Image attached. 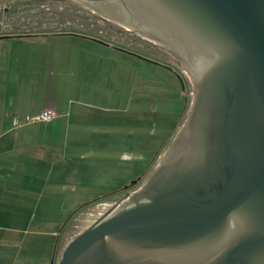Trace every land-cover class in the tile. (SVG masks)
<instances>
[{
  "label": "water",
  "instance_id": "obj_1",
  "mask_svg": "<svg viewBox=\"0 0 264 264\" xmlns=\"http://www.w3.org/2000/svg\"><path fill=\"white\" fill-rule=\"evenodd\" d=\"M67 1L173 55L192 99L147 179L56 264H264V0Z\"/></svg>",
  "mask_w": 264,
  "mask_h": 264
},
{
  "label": "rangeland",
  "instance_id": "obj_2",
  "mask_svg": "<svg viewBox=\"0 0 264 264\" xmlns=\"http://www.w3.org/2000/svg\"><path fill=\"white\" fill-rule=\"evenodd\" d=\"M10 2L0 0V8ZM34 6L0 14V36L5 37L0 39V50L2 43H6V50L12 51L53 50V100L58 114L69 113L60 115L69 117L68 130L81 131L78 139L83 137L84 141L102 145L104 152L98 155L102 154L103 160H108L114 150L119 160L116 169L91 167L88 172L80 173L82 197L85 196L80 202L81 206L86 205L76 214L69 209L66 210L69 214L61 215L60 211L66 207L53 198V242L62 243L72 230L81 232L94 223L102 212L98 203L112 200L106 196L112 190L123 191L150 172L155 155L165 148L166 136L181 127L178 124L192 99V85L187 72L177 68L170 58L150 50L139 39L131 40L111 32L95 18L85 19L94 13H84L81 5L65 0L54 3L51 13L43 6L41 16L34 14L41 5ZM27 14L40 18H25ZM43 32L47 34L41 36L42 42L32 38ZM13 35L19 38H10ZM175 67L185 77L186 84L181 80L182 87L179 81L182 77ZM25 73L32 80L37 78L33 65ZM31 95L32 99L36 98L35 92ZM90 130L99 132L102 140L93 139L87 134ZM114 132L120 135L116 136V143L120 141L116 149ZM80 184L65 185L67 192L74 186L79 189Z\"/></svg>",
  "mask_w": 264,
  "mask_h": 264
},
{
  "label": "crops",
  "instance_id": "obj_3",
  "mask_svg": "<svg viewBox=\"0 0 264 264\" xmlns=\"http://www.w3.org/2000/svg\"><path fill=\"white\" fill-rule=\"evenodd\" d=\"M45 34L28 37L42 42L41 36ZM5 44L2 43L0 50V264H56L62 249L79 232L72 230L62 243L53 242V198L66 207L60 211L61 215L69 214L66 211L69 209L76 214L86 205L81 206L80 202L85 198L80 173L88 172L91 167L116 169L118 155L114 150L108 160H103L102 154L98 155L104 152L101 144L84 141L83 137L78 139L81 131L71 132L66 127L69 117L67 120L64 115L69 113L58 114L53 100V50L20 52L6 50ZM30 65L36 69L34 80L25 73ZM14 71L19 72L14 75ZM32 92L36 98L32 99ZM43 112L50 113L51 119L38 120ZM115 133L112 134L114 149L120 146V141L116 143V136L120 135ZM173 133L166 136L165 145ZM87 134L102 140L99 132L90 130ZM60 137L65 138L60 140ZM164 149L155 155L150 171L158 164L156 157ZM76 182L81 187L74 186L67 192L65 185ZM119 192L115 188L106 196L114 199L112 195Z\"/></svg>",
  "mask_w": 264,
  "mask_h": 264
},
{
  "label": "flooded vegetation",
  "instance_id": "obj_4",
  "mask_svg": "<svg viewBox=\"0 0 264 264\" xmlns=\"http://www.w3.org/2000/svg\"><path fill=\"white\" fill-rule=\"evenodd\" d=\"M64 1L65 0H11L10 4L7 7L0 8V14L10 13L13 9H18V8L22 9V8H25V7H28V6H34L36 4H40L41 5L40 6L41 9L39 11H37L36 13H34V14H36V15L38 14L39 16H41V15H43L42 13L44 12L43 9L45 7L46 8L44 10H48L47 12H50L51 13L54 3H62ZM73 2H75V1H73ZM76 3H78V4H80L82 6V9H83V12L84 13H88V14L89 13L90 14H93L94 13V12L92 13V11L89 9V7H86V6L82 5L79 2H76ZM43 6H45V7H43ZM3 9H7V11L4 12ZM39 16H32V14H27L25 16V18H30V19L35 18V17L36 18H40ZM50 16H53V13L50 14ZM21 18H23V17H21ZM84 18L85 19L95 18L97 20V22H99V23L102 22L105 26H107L108 29H110L111 32L116 33V34L117 33L118 34H121V35L125 36L128 39H131V40L139 39L141 42L145 43V45L147 47H149L150 50H155V51L157 50L156 52L161 53L162 55H165L166 57L170 58L175 63V65H176L177 68L178 67H181L182 68L180 61H178L176 58H174L173 55H171L170 53H168L166 50L160 48L158 45H156L152 41H149L147 39H144V38L140 37V35H138L136 33H128L127 31L123 30L122 27H120L117 24H114L113 22H111L108 19H106L107 17H103L102 15H99V14L94 13L93 15H86ZM14 35L11 36V37H14ZM0 37H2V36H0ZM177 68H176V70L181 75L180 70H178ZM181 77H182V79L180 77H179L180 79L179 78L178 79L180 81V86L182 87L183 83L186 84V81H185V77L184 76L181 75ZM181 80L183 81V83H182ZM190 102L191 101L189 100V107L187 108L186 114H185L183 120L180 123L181 124L180 125L181 127L183 126V124H184V122L186 120V117L188 115L189 108H190ZM181 127L179 128V130L181 129ZM179 130H176L173 133V135L171 136L170 140L166 143L165 149H164L163 153L159 157L158 156L156 157V158H158V160L156 159V164L159 162V160L161 159V157L164 155V153L168 149L169 145L173 141L174 137L178 133L177 131H179ZM152 164H154V163H152ZM153 169L149 173L144 174L140 178L141 181L138 182L139 184L135 188L130 189V190H123V191H121V192L118 193L117 198H114V199L109 200V201H103L101 203H98L99 204V207L102 209V212L99 213V215L96 218V220L99 219L107 210H109V208L114 203H116L118 200H120L126 193H131L132 191H135L136 189H138L141 186V184L147 179V177L150 175V173L153 171Z\"/></svg>",
  "mask_w": 264,
  "mask_h": 264
},
{
  "label": "built area",
  "instance_id": "obj_5",
  "mask_svg": "<svg viewBox=\"0 0 264 264\" xmlns=\"http://www.w3.org/2000/svg\"><path fill=\"white\" fill-rule=\"evenodd\" d=\"M51 117H52V115L50 113L43 112V113H41V115H40L38 120H40V121H48V120L51 119Z\"/></svg>",
  "mask_w": 264,
  "mask_h": 264
}]
</instances>
